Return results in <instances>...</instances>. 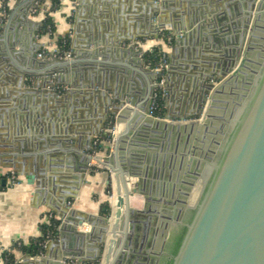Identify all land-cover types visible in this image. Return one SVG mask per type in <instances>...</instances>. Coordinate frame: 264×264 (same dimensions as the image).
<instances>
[{"label":"crops","instance_id":"1","mask_svg":"<svg viewBox=\"0 0 264 264\" xmlns=\"http://www.w3.org/2000/svg\"><path fill=\"white\" fill-rule=\"evenodd\" d=\"M17 1L0 0V7L8 6L7 20L0 23V176L10 170L19 175L18 184L0 190V264H10L6 250L15 255L13 264L60 263L65 247L71 250L80 243L84 257L96 255L92 235L102 231L101 222L95 231L89 223L65 235L58 231L41 254L26 256L42 235L49 213L61 223V213H69L70 207L104 216V205L109 202L112 208L117 198L110 168L91 160L79 186L77 175L94 140L107 133L114 117L108 114L113 97L149 105V87L164 79L163 115L149 116L138 109L144 116L130 122L121 142L125 168L134 173L129 186L140 190L130 196L134 223H129L125 254L118 262L161 264L168 239L163 240L165 222L172 221L171 229L175 224L185 229L196 190L205 186L225 137V123L264 62V9L256 25L261 0H61L58 9L52 8L53 0H39L37 14L25 18L20 11L7 30ZM47 14L55 23L52 33L44 32ZM165 30L173 36L171 44L156 38ZM67 35L81 63L68 72H49L45 64L50 59L39 57V52ZM134 41L140 45L131 52ZM157 44L165 49L167 66L157 77L145 63L142 70L149 68L154 72L148 74L154 75L144 76L138 61H145V53ZM237 44H242V52L232 67ZM245 54L249 59L243 72L215 94L208 115L213 94L208 87H219L224 75L231 77ZM127 105L121 133L127 132L137 109ZM101 144L97 156L113 151V140L102 138ZM42 174L43 192L34 194ZM61 197H69L71 204ZM181 205L187 206L182 210ZM80 234L84 240L77 238ZM116 248L114 243V252Z\"/></svg>","mask_w":264,"mask_h":264},{"label":"water","instance_id":"2","mask_svg":"<svg viewBox=\"0 0 264 264\" xmlns=\"http://www.w3.org/2000/svg\"><path fill=\"white\" fill-rule=\"evenodd\" d=\"M38 2L39 0H18L10 13L7 30L11 28L13 19L20 11H24L23 16L26 18L33 7L39 8ZM263 9L264 0H261L257 5L256 25L261 19ZM157 27L162 29V23L157 24ZM156 38L161 40L160 32H157ZM139 45L140 43L134 41L130 45V51L132 52ZM239 49L240 46L237 44L230 61L232 67L238 64L237 58L241 56ZM140 54L139 51L135 55ZM247 59L249 58L245 54L231 77L222 76L223 81L219 87L210 85L213 87L211 90L213 94L208 99V115L212 114V100L226 89L227 84L238 79L246 66ZM79 63L81 60L78 58H55L47 60L45 65L49 72H68ZM138 67L144 76L147 74L153 77L154 74H148L153 70L149 68L146 71L142 70V67H145L143 59L138 61ZM155 72L157 77L161 76V73ZM158 86L159 83L155 82V85L148 89L149 105ZM112 102L113 104H110L112 109L108 114L115 117L116 134L113 138V151L105 157L88 154V165L80 168L77 186L84 182V173L89 169V161L93 158L98 164L110 168L114 173L117 199L109 215L84 213L71 207L69 213H61L62 222L59 233L63 235L85 223L91 224L92 230L95 231V226L101 222L102 231H95L92 235L93 246L98 250L96 255L84 257V250L80 246L83 243H80L71 250L65 247L62 257L58 260L72 258L81 262L102 261L104 264H119L121 256L125 254L123 250L129 234L128 226L129 223H134L133 214L135 213V210L131 209L130 196L140 189L129 186L128 177L134 176V173L125 168L121 156V142L130 132V122L136 116H144L138 109L144 110L146 115L152 114L151 109L148 108L149 105L136 104L133 99H125L122 95L116 94ZM128 102L136 105L137 109L133 110L134 114L127 122V132L121 133L119 132L120 124L127 121L130 110ZM224 129L225 137L215 155V160L206 173L205 186L196 190V198L191 204V217L187 222H182L185 232L176 254L172 256L171 264H264V62L260 71L250 81L247 92L243 94V101L238 102L230 113ZM44 178L45 174H42L34 194L43 192L41 187L45 185ZM68 198L61 197V201L68 202ZM57 206L59 205L56 203L54 207L58 208ZM186 206L181 205V209L183 210ZM121 220L124 223L120 227ZM165 225L164 242L172 227V221H166ZM119 229H121L120 232ZM108 233L111 235L109 239ZM119 234L123 236L121 239L118 237ZM80 235L77 238L80 241L84 240V234ZM114 243L117 245L115 252ZM30 255V253L26 254L28 257ZM112 255L113 258L109 261Z\"/></svg>","mask_w":264,"mask_h":264},{"label":"trees","instance_id":"3","mask_svg":"<svg viewBox=\"0 0 264 264\" xmlns=\"http://www.w3.org/2000/svg\"><path fill=\"white\" fill-rule=\"evenodd\" d=\"M5 2L7 3V0H5ZM60 5H61V0H53V5H52L53 9H58ZM47 24H50L52 27V30H55V23H54L52 17L48 14L46 17V25ZM45 31H46V27L44 29V32ZM160 36L165 40V42L167 44H171L173 42V36L167 30L161 31ZM61 39H62V37H58L56 39V41L58 43H61ZM164 55H166V52H165V49L163 48V46L161 44L154 45L149 51H147L145 53V63L147 65H149L151 68H158V67H160V65L165 60ZM165 68L166 67L162 68V72H164ZM157 95H158L159 105H158L157 109L154 111V114L158 115V116H162L163 115V108H164L163 107V89L162 88L158 89ZM114 123H115V118L113 117L109 123V127L107 128V131H106L107 133H105V135H103V137H100L101 139L104 138L108 141H111L110 136H109V134H110L109 132H110L112 126L114 125ZM102 147H103V145L101 144V141H100L98 146L96 147V150L98 152H100L102 150ZM104 206L106 207L105 208L106 215H109L111 212L110 203L108 202V204H105ZM60 224H61L60 220H57V219H52L50 223H43L41 225L42 235L33 241L32 247L29 250L26 249V246H24L23 244L19 247L21 249H23L24 251L28 250L29 253H31L33 255L41 254L42 251L44 250V247H43V245H39L38 243L44 241L49 234L57 235L58 231H59ZM184 232H185V229H183V231L177 237L176 243H175L174 248L172 250L173 255L176 254V252L180 246ZM16 245H17V243L15 244V246ZM4 255L6 258H8L7 261L10 264H13L16 262L15 255L13 252L5 251ZM171 263H172V258L166 264H171Z\"/></svg>","mask_w":264,"mask_h":264},{"label":"built area","instance_id":"4","mask_svg":"<svg viewBox=\"0 0 264 264\" xmlns=\"http://www.w3.org/2000/svg\"><path fill=\"white\" fill-rule=\"evenodd\" d=\"M38 11H39L38 7H33L31 9V14H37ZM7 16H8V6L5 3H3V5L0 7V23H4L7 20ZM43 21L46 22V17H44ZM46 31L49 33L53 32L50 24L46 25ZM38 56L42 57V58L46 57L49 59H55V58L56 59H72V58H74V51L70 45V36L67 35V36L62 37L61 43L53 42V43L49 44L46 48H44L43 50H41V52H39ZM164 58H165V60L160 65V67L152 68V69L156 70L158 72H162V68L167 66L166 55H164ZM157 83H159V86L156 87V89H155L154 95L152 97V103L150 106L152 114L154 113V111L157 109V107L159 105L157 91H158V89L163 88V85H161V84H163L164 81L160 80ZM109 133H110L109 134L110 140H113V138L116 134L115 123L112 126ZM100 141H101V138L97 137L93 142V150L90 152V154H92L93 156H97L99 154V152L96 150V147L98 146ZM89 164L91 165L92 163H89ZM18 183H19V175L17 174V172L15 170L8 171L5 175V177L0 176V190H3L5 188H10L12 186H15ZM113 196H114V194L112 193L111 197H113ZM68 204L70 205L71 202L69 201ZM52 219H56V216L53 213H49L46 216V223H50ZM56 237H57V235L49 234L44 241L39 242L38 244L43 245V247H45L49 242L56 239ZM6 251H10V250H6ZM63 263L64 264H86L85 262H81L77 259H72V258H64ZM89 264H98V263L93 262V263H89Z\"/></svg>","mask_w":264,"mask_h":264},{"label":"flooded vegetation","instance_id":"5","mask_svg":"<svg viewBox=\"0 0 264 264\" xmlns=\"http://www.w3.org/2000/svg\"><path fill=\"white\" fill-rule=\"evenodd\" d=\"M191 217V211H189L186 214V219L184 220L185 222H187ZM184 222V223H185ZM177 224H175L173 226V228L171 229L167 242H166V247H165V252H164V256L163 258V262L161 261V264H166L173 256L172 254V250L174 248V245L176 243L177 237L178 235L183 231L182 227L178 228V226H176Z\"/></svg>","mask_w":264,"mask_h":264},{"label":"bare ground","instance_id":"6","mask_svg":"<svg viewBox=\"0 0 264 264\" xmlns=\"http://www.w3.org/2000/svg\"><path fill=\"white\" fill-rule=\"evenodd\" d=\"M239 50H240V52H242V44H241ZM136 56H137V55H136ZM239 58H240V57H239ZM239 58H237V62L239 61ZM205 78H206V77H205ZM208 89L211 91V90H213V87H210V86H209ZM146 106H147V105H146ZM141 111H142V110H141ZM120 126H121V125H120ZM121 128H122V127H121ZM91 160L96 162V160L93 159V158L90 159V161H91ZM90 161H89V162H90ZM96 163H97V162H96ZM115 197L117 198V194H116V193H115ZM111 198L113 199V197H111ZM112 202H113L112 204H113V206H114V201H112ZM32 263L35 264V263H36V260H34ZM56 264H63V260H60V263H56Z\"/></svg>","mask_w":264,"mask_h":264},{"label":"rangeland","instance_id":"7","mask_svg":"<svg viewBox=\"0 0 264 264\" xmlns=\"http://www.w3.org/2000/svg\"><path fill=\"white\" fill-rule=\"evenodd\" d=\"M161 73V72H160ZM161 81H164V79H160ZM158 82V81H157Z\"/></svg>","mask_w":264,"mask_h":264}]
</instances>
